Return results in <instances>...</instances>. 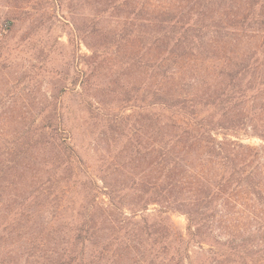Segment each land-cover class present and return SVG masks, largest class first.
<instances>
[{
	"label": "rangeland",
	"instance_id": "374dc122",
	"mask_svg": "<svg viewBox=\"0 0 264 264\" xmlns=\"http://www.w3.org/2000/svg\"><path fill=\"white\" fill-rule=\"evenodd\" d=\"M199 1L202 3L201 0H0V211L3 214L19 215L30 209L33 190L53 175L51 170H38L45 162L58 166L62 173L58 176L63 181L58 197L60 204L67 207L68 187L75 189L76 184L74 180L70 183L67 173L60 169V165L65 167L67 156L50 146L32 145L35 142L30 140L34 134H42L44 141L49 137L61 144L66 132V144L75 146L81 162L78 182L89 191L86 196L85 191L76 189L82 208L87 212L93 210L87 202L101 193L92 191V181L103 190L101 178L117 190L114 204L121 206L120 213L129 215L125 206L134 192L124 189L135 180L140 183V173L150 162L143 160L142 152L136 151L142 150L145 142L143 120L148 113L155 114L161 93L157 72L144 67L147 61L154 62L155 54L147 51L148 44L142 36L147 32L154 34L162 14L166 16L167 12L174 14L182 10L183 16L198 20L195 12L200 8ZM215 3L202 12L203 20L227 23L250 9V17H264V0ZM145 20H148L147 29ZM129 33V42L112 46L113 36L127 38ZM255 43L257 39L253 38L237 42L223 38L219 45L210 43V53L227 59L204 61L199 66L233 65L250 57ZM255 56L259 58V68L264 67V56L258 53ZM219 81L229 86L228 79ZM263 82L264 74L257 71L254 77L229 88L228 96L234 97L242 87L259 84L264 87ZM164 93L175 95V82L169 80ZM257 97L247 98L244 110H231L229 118L242 124L226 131L218 129L213 134L220 142L258 150L262 157L257 162L252 159L253 164L248 167L247 163L241 165L243 158L234 163L225 162L218 155L219 150H208L211 144L204 151L195 148L187 159L184 200L178 196L165 199L164 206L172 210L168 214L170 221L182 232L189 250L197 252L196 257L203 256L204 264H264V91ZM213 113H209L208 119L215 124L209 128L216 125L215 119H210ZM154 133L155 130L147 135L149 139L144 147L154 146ZM115 163L120 164L117 172H114ZM243 166L246 168L242 173L235 172ZM92 172L99 179H92ZM248 175L250 180L246 185L239 182ZM98 198L107 202L106 196ZM159 207L150 206L136 220L158 217ZM182 213L191 216L192 238L186 232L187 220ZM119 218L115 214L107 221ZM101 222L95 218L93 226L101 227ZM154 229L157 232L159 227ZM140 238L137 236L134 243L143 242ZM171 241L169 234L164 239L151 237L144 241L147 244L143 242L139 250L131 253L130 264H149V258L140 259L141 253L152 244L170 245ZM111 255L112 250H108V264H114Z\"/></svg>",
	"mask_w": 264,
	"mask_h": 264
},
{
	"label": "trees",
	"instance_id": "16d2710c",
	"mask_svg": "<svg viewBox=\"0 0 264 264\" xmlns=\"http://www.w3.org/2000/svg\"><path fill=\"white\" fill-rule=\"evenodd\" d=\"M201 1L199 10L195 12L198 20L189 15L183 16L182 10L174 14L167 12L166 16L162 14L159 27L154 34L147 32L142 36L148 44L147 51L155 54L154 62L150 64V61H147L144 67L157 72L160 81L158 90L161 93L155 106V114L151 116L148 113L143 120L145 142L142 150L136 151L142 152L143 160L150 162L140 173L138 178L140 183H135L137 181L135 180L124 189V191L128 189L129 192L133 189L134 192V197H131L125 206L129 215L120 213L123 211L121 206L118 208L114 204V193L117 190H113L101 178L103 190L92 181V191L99 190L101 193L93 195L87 202L93 210L89 212L87 209L84 210L80 198L76 196V189L85 191L86 196L89 195V191L84 184L78 182L82 173L78 171L81 162L75 146L71 143L66 144L67 133L58 129L62 133L65 132L63 144H58L54 138L49 137L44 141L42 134L37 136L34 134L30 139L35 142L32 145H38L40 148L50 146L67 156L65 167L60 165V169L67 173L70 183L76 181L75 189L73 186L68 187L70 200L65 201L67 207L64 208L58 197L63 182L58 179V176L62 175L58 166L52 163L47 165L48 162H45L41 170L38 168L39 171L51 170L53 175L48 177L44 185L33 190L30 209L19 215L3 214L0 211V264H108L106 258L108 250H112V263L130 264L133 258L130 257L131 253L139 250L138 247H141L144 241L150 240L151 237L164 239L166 234L172 238L170 245H167L168 242L162 246L160 243L152 244L141 253L140 259L149 258V264H194V261L196 264H204L203 256L196 257L199 254L189 250V244L184 240L182 232L170 221L168 214L172 210L164 206L165 199L169 196H178L184 200L189 169L187 159L189 152L195 148L204 151L211 144L212 148L208 150H219L218 155L222 156L225 162L234 163L243 158L241 165L247 163L248 167L252 166V159L257 162L262 157L258 150L220 142L214 138L213 133L218 129L226 131L242 124L237 119L229 118L231 110H244L247 98L249 100L258 98L257 96L264 91V87L259 84L254 87H242V91L235 92L234 97H229L227 92L235 83L254 77L257 71L264 74V67L259 68L261 64L258 63L259 58L255 56L256 53L258 56H264V17L259 15L258 19L250 17V9L245 15L243 10L239 15L241 17L227 23L224 20L208 22L201 18L202 12L207 10L212 2L222 0ZM147 21L145 20L144 25L146 29ZM227 30L230 31L229 34L225 33ZM129 37L130 33L127 38L113 36L112 46L119 47L122 43L129 42ZM223 38H231L235 42L253 38L257 39V43L251 48L254 51L249 52L250 57H244L233 65L200 67L199 64L204 61L221 62L227 59L224 56L218 58L214 52L210 53L208 50L210 43L219 45ZM185 68H190L191 71L193 69V74ZM219 79H228L229 86L220 83ZM169 80L175 82V95L167 96L164 93ZM211 111L215 113L210 119H215L216 125L209 128L215 124L208 119ZM154 130V146L144 147L149 139L147 135ZM60 159L63 160L61 156ZM119 166L120 164L115 163L114 172H117ZM150 168H153V172ZM244 168L246 167L243 166L235 172L242 173ZM250 175L239 182L244 181L246 185ZM98 177L92 172V179H99ZM99 195L106 196L107 202L100 200ZM153 205H160L158 217L140 216L141 218L136 220L139 214H144ZM112 209H115V212L112 213ZM115 214L121 217L118 221L112 219L107 221L108 217ZM182 215L186 216V232L192 238L191 216L187 213ZM95 218L101 219V227L93 226ZM108 224L114 225L115 228ZM127 224L129 230L125 231ZM119 225L122 227L118 228ZM156 226L159 227L157 232L154 229ZM137 236L141 237L143 242L138 241L135 244Z\"/></svg>",
	"mask_w": 264,
	"mask_h": 264
}]
</instances>
